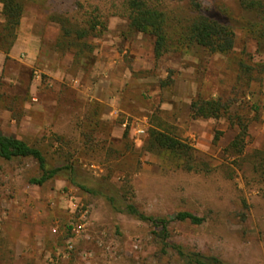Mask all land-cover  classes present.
<instances>
[{
    "label": "rangeland",
    "instance_id": "374dc122",
    "mask_svg": "<svg viewBox=\"0 0 264 264\" xmlns=\"http://www.w3.org/2000/svg\"><path fill=\"white\" fill-rule=\"evenodd\" d=\"M18 1L7 52L12 38L0 36V134L38 147L52 166L106 178L118 201L147 215L203 217L200 225H169L171 239L188 251L225 264H264V177L255 167L264 163V43L245 27L261 16L239 0H201L209 15L233 26L232 51L192 45L156 58L152 36L128 31L123 0ZM1 11L0 2V33ZM57 15L97 29L75 40ZM14 43L20 49L10 56ZM198 96L232 102L234 124L226 116L192 118ZM238 120L247 134L236 155L229 145ZM152 128L192 147L201 166L187 170L148 151ZM38 173L31 158H0V264H183L172 251L161 254L149 223L64 176L30 183Z\"/></svg>",
    "mask_w": 264,
    "mask_h": 264
},
{
    "label": "trees",
    "instance_id": "16d2710c",
    "mask_svg": "<svg viewBox=\"0 0 264 264\" xmlns=\"http://www.w3.org/2000/svg\"><path fill=\"white\" fill-rule=\"evenodd\" d=\"M0 2L4 17L0 36L12 38L5 51L7 52L15 38L14 30L19 25L22 6L18 0H0ZM173 2V4H165L161 0H123L128 31L152 36L154 38L153 54L156 58L168 51H177L192 45H199L210 53L227 54L232 51L236 42V33L231 24L209 15L201 0H173ZM239 5L261 16L262 22L246 21L245 27L253 32L261 43H264V4L255 0H239ZM53 19L58 21L64 35L75 40L83 39L90 32H95L98 25L96 22L89 21L87 28L81 27L74 24L68 16L62 15H57ZM73 39L70 41L71 44L75 42ZM231 106L232 102L227 100L205 99L198 96L190 103V115L192 118L226 116L234 124L237 116L231 112ZM237 125L239 132L229 147L236 155H239L243 151L247 123L238 120ZM146 149L171 155L175 159L176 166L187 170L193 169V166H201L200 161L194 156L192 147L159 129H150ZM0 158L5 160L31 158L36 162L39 173L29 179L30 183L41 186L55 177L64 176L69 183L80 190L104 197L113 209L130 215L138 221L149 223L155 229L153 234L159 240L160 252L163 255L172 251L183 264H225L215 256L188 251L171 239L169 231L171 222L200 225L204 222L201 216L189 211H178L170 217L147 215L133 203L118 201L119 191L115 190L106 178H92L71 164L52 166L38 147L14 135L0 134ZM204 165L207 164L204 163ZM255 167L264 177V163Z\"/></svg>",
    "mask_w": 264,
    "mask_h": 264
},
{
    "label": "crops",
    "instance_id": "0c3cea01",
    "mask_svg": "<svg viewBox=\"0 0 264 264\" xmlns=\"http://www.w3.org/2000/svg\"><path fill=\"white\" fill-rule=\"evenodd\" d=\"M16 46H17V47H16ZM18 47H19V49H20V46H19L17 43H14V45L12 46V48H11V50H10V56H13V54L16 53V50L18 49Z\"/></svg>",
    "mask_w": 264,
    "mask_h": 264
}]
</instances>
